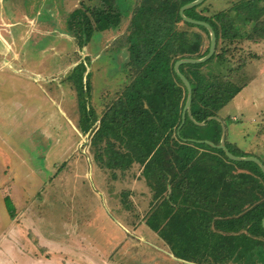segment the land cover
I'll return each mask as SVG.
<instances>
[{
  "label": "trees",
  "instance_id": "obj_1",
  "mask_svg": "<svg viewBox=\"0 0 264 264\" xmlns=\"http://www.w3.org/2000/svg\"><path fill=\"white\" fill-rule=\"evenodd\" d=\"M192 1L134 0L125 33L118 38L127 51L126 80L103 112L96 113L90 104L88 65L74 66L69 78L76 90L79 129L89 135L98 166L113 178L117 171L125 177L138 166L152 194L144 221L174 257L197 264H264L263 172L255 162L233 161L222 149L202 142L219 144L221 125L207 118L219 116L249 81L244 61L235 58L239 42L264 40V0H233L213 12L204 0L184 11L212 26L216 48L204 63L179 66L192 88L193 120L205 122L199 126L186 115L179 129L187 89L174 64L205 56L210 45L204 26L180 16V8ZM100 6L72 12L68 27L80 46L121 23L114 0ZM214 62L226 63L225 71L213 68ZM225 143L236 156H255L230 143L227 133ZM131 193L122 190L120 200L125 210L136 213ZM4 203L13 217L9 196Z\"/></svg>",
  "mask_w": 264,
  "mask_h": 264
},
{
  "label": "rangeland",
  "instance_id": "obj_2",
  "mask_svg": "<svg viewBox=\"0 0 264 264\" xmlns=\"http://www.w3.org/2000/svg\"><path fill=\"white\" fill-rule=\"evenodd\" d=\"M2 1L12 27L9 34L0 32V264H40L34 256H46L40 262L49 264L58 244L103 264H172L146 242L128 238L125 226L144 220L152 196L138 166L125 177L117 171V179L98 166L89 135L79 129L69 78L74 66L87 64L90 104L103 112L126 80L127 51H120L116 37L125 31L134 0H114L121 23L83 46L68 27L73 8L101 7L103 0H76L69 7L70 0ZM231 1L208 0L210 11ZM238 44L235 60L244 61L249 82L221 117L239 149L264 160V134L256 135L264 131V40ZM211 66L225 71L227 65ZM122 190L132 192L136 213L123 209Z\"/></svg>",
  "mask_w": 264,
  "mask_h": 264
},
{
  "label": "crops",
  "instance_id": "obj_3",
  "mask_svg": "<svg viewBox=\"0 0 264 264\" xmlns=\"http://www.w3.org/2000/svg\"><path fill=\"white\" fill-rule=\"evenodd\" d=\"M76 0H70V4L68 5V7L69 6H71V4L73 5L74 4V2H75ZM82 1V0H81ZM3 1L2 0H0V23H3L4 25V27L3 28H0V32H3V33H5V34H9V33H11V30H10V28L12 27V23H10V19L8 18V16L7 15H5L4 13V10L2 9V6H1V3H2ZM211 4V3H210ZM212 5V4H211ZM74 9H76V6L73 8V10ZM73 10H71V11H73ZM13 14H17L16 13V9H13ZM3 17L5 18V19H3ZM130 17H131V15H130ZM40 19H38V21H39ZM129 20H130V18H129ZM129 20H128V22H129ZM38 21H36L37 23H36V25H37V27H38V29L41 27V23H39ZM6 25H8V26H6ZM9 27V28H8ZM115 29H113V31H114ZM109 32H111L112 33V30L111 31H107V33H109ZM99 33H105V31H103V32H99ZM125 33V31H123V33L122 34H124ZM121 35H119L118 37H116V38H119ZM9 42H6L5 41V44H6V46H8L9 44H8ZM9 47V46H8ZM7 47V48H8ZM9 48H11V47H9ZM8 48V49H9ZM123 51L124 52V50L121 48L120 49V51ZM119 51V52H120ZM23 62H20V64H22ZM123 65H125L126 66V62H124L123 63ZM249 82V81H248ZM119 87H121V86H119ZM118 87V88H119ZM245 87H247V86H245ZM117 88V89H118ZM116 89V90H117ZM244 89H242L238 94H240L242 91H243ZM237 94V95H238ZM237 95L235 96V97H237ZM234 97V98H235ZM233 100V99H232ZM231 100V101H232ZM227 105V104H226ZM225 105V106H226ZM224 106V107H225ZM224 107L221 109V111L219 112V116L218 117H220L221 119H222V117H221V115H222V110L224 109ZM232 120H238V118H237V116L236 115H233L232 116V118H231ZM223 120V119H222ZM226 133H227V137H228V140H229V142L230 143H232V144H235L237 147H238V144H237V142L235 141V140H233V139H230L229 138V136H228V129L226 130ZM264 134V131H261V133H256V135H260V136H262ZM239 148V147H238ZM242 151H244V150H242ZM244 152H246V151H244ZM247 153V152H246ZM264 161V160H263ZM143 180V179H142ZM143 182H144V180H143ZM145 183V182H144ZM145 185H146V183H145ZM147 186V185H146ZM148 187V186H147ZM149 189V188H148ZM149 191V193H150V195L152 196V194H151V192H150V190H148ZM124 209V208H123ZM125 210V209H124ZM126 211H128V210H126ZM131 212V211H130ZM129 227L130 228H128L127 226H125V230L127 231V236H128V238L130 239V238H136L137 240H139V241H143V242H146L148 245H150L153 249H155L157 252H160V253H163L167 258H168V260L167 261H169V263H172V264H197V263H193V262H188V261H184V260H181V259H178V258H176V257H174V255L170 252V250H169V247H168V245L157 235V233L155 232V231H153L152 229H150L147 225H146V223H145V221L143 220V221H141V220H139V221H137V223H135V224H132V223H130V225H129ZM44 239V238H43ZM50 243H52V242H50ZM58 243H56V245H57ZM61 247H64V249H66V250H61ZM67 248L68 247H65V246H63V245H57V247H54L53 248V250H55V251H51V256H50V258H48V263L49 264H72L71 262H72V259H76L75 261L77 262V261H79L80 263H82V264H90V262H94V263H96V264H103V263H99L98 261H94L93 259H91V258H88V257H85V256H83L80 252H79V254H78V257L76 256V254L78 253V252H76V251H73V250H67ZM61 251H63V252H61ZM65 251H67V252H65ZM70 251V252H69ZM75 254V255H74ZM34 256V255H33ZM32 256V257H33ZM46 256H34L33 257V259H37V262L38 263H40V264H45V263H43V262H40V261H46L47 260V258H45ZM45 259V260H42V259ZM50 259V260H49Z\"/></svg>",
  "mask_w": 264,
  "mask_h": 264
},
{
  "label": "water",
  "instance_id": "obj_4",
  "mask_svg": "<svg viewBox=\"0 0 264 264\" xmlns=\"http://www.w3.org/2000/svg\"><path fill=\"white\" fill-rule=\"evenodd\" d=\"M203 1L204 0H194L192 2L184 4L179 10L180 16L182 17V19L184 21L195 24V25L204 26L208 30L209 37H210L209 50L205 56H203L201 58H182V59L177 60L174 64L175 73L179 76L180 80L183 82V84L185 85V87L187 89V99H186V102H185V105H184V108L182 111V121H181V124L179 126V129L184 124L186 115L189 117L190 120H192L195 124H197L199 126H203L205 124L204 121L201 123H197L193 120V117L191 114L192 88H191V85H190V82L188 81V79L179 71V66L181 64H184V63H191V64L204 63L215 52L216 35H215L214 29L212 28V26L207 22L195 20V19L189 18V17L184 15L185 10L192 8L194 6H197V5L201 4ZM210 120H216L221 125L222 133H221L219 144L216 145L213 142L208 141V140H204L202 142H205V143L209 144L210 146L222 149L224 151L225 155L233 161H252V162H255L260 167L261 171L264 174V164L259 158L255 157V156H236L229 151V149L227 148L226 143H225L226 127H225L222 119L218 116H211V117L207 118V121H210ZM262 226L264 227V217L262 219Z\"/></svg>",
  "mask_w": 264,
  "mask_h": 264
}]
</instances>
